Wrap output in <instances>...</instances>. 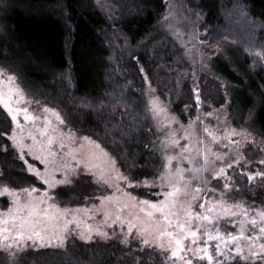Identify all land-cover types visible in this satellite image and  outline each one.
Wrapping results in <instances>:
<instances>
[{"label":"trees","instance_id":"obj_1","mask_svg":"<svg viewBox=\"0 0 264 264\" xmlns=\"http://www.w3.org/2000/svg\"><path fill=\"white\" fill-rule=\"evenodd\" d=\"M189 2L204 16L210 46L236 48L232 62L238 74L227 73L235 94V123L246 124L264 137V59L254 55L264 51V0ZM113 4L115 14L109 16L95 0H0V67L14 73L29 94L60 108L73 130L105 146L135 183L158 177L164 163L159 135L148 116L141 69L151 74L161 62H173L175 54L167 41L158 43L162 48L153 49L154 53L152 43L143 44L165 13L164 0H113ZM176 86L171 83L168 91L177 114L186 119L183 104L192 98L188 94L181 100ZM9 123L0 106V131ZM5 143L0 138L4 173L0 181L14 188L42 187L34 175L22 171L17 153L2 152ZM77 196L76 190H63L58 197L70 204ZM248 199L264 206L263 195ZM21 264L172 262L140 243L116 241L71 242L61 250L29 251ZM222 264L240 263L228 259Z\"/></svg>","mask_w":264,"mask_h":264},{"label":"rangeland","instance_id":"obj_2","mask_svg":"<svg viewBox=\"0 0 264 264\" xmlns=\"http://www.w3.org/2000/svg\"><path fill=\"white\" fill-rule=\"evenodd\" d=\"M95 1L98 7L107 15L113 16L115 14L113 0ZM164 3V15L159 20L157 27L148 36L147 42L143 44L147 46L152 43L153 46L150 48V51L154 53L153 49L157 48L160 50L162 48L160 47L162 44L158 43H162L163 41L166 43L167 41L170 44L169 47L172 53L175 54V59L174 61L172 60L173 62H161L160 69L152 70L151 74L142 67V74L145 80L143 93L147 102L148 116L159 135V149L162 142H170L173 139L183 137L185 135L184 130L187 129L192 133V146H197V139L203 138L210 142L209 146L212 152L221 157V159L217 160L215 155L209 153L210 159L213 161L211 167L219 168L224 166L225 162L232 163L233 160L239 161L238 164H233L232 168H226L227 176L221 177L219 180L214 179L211 172H202L200 177L206 178L208 183L206 185L201 184V178L192 179L191 187H189L188 191L192 192V187L201 184L205 190L196 195L206 198L210 205L216 201H223L224 204H217V211L211 213L214 218V225L219 227L221 233L232 232L233 234H238L240 231V221H244L245 237L241 238L238 243L243 247L245 255L249 254L250 246L253 250L260 251L259 245L264 243V239L255 240V242L247 239V236L253 235L251 226L247 221L249 217L257 215L258 210H264V206L251 202L248 196L250 198H257L258 195L264 196V179L255 177L249 181L247 176L250 172L264 171V164L260 163L261 160H264V137L246 124L235 123L236 118L232 108L234 106L233 98L235 94L231 87L232 79L227 73L231 70L233 73L238 74L237 66L232 62V59L237 54L236 48L228 44H219L215 47L208 44L210 30L203 29L204 16L190 4L189 0H164ZM164 47L166 49V46ZM0 69H3L6 74H14L7 68L0 67ZM171 83L177 85L175 89L178 95L181 96V100H185V96L188 97V94L191 95L192 102L183 104L186 119H182L175 110V99L172 98L173 95L168 91L170 90L169 86ZM16 85L23 89L26 100L22 101L19 105L14 100L13 106L26 107L30 114L38 117L34 122L25 121L23 114L18 117L21 124L24 125L23 134L25 137H27L29 131L38 135L41 129L47 128L48 136L54 137V142L50 147L53 152L57 153L55 159L58 164L62 159L69 165L87 161L91 165V170L97 175L104 172L106 175L110 173L111 176H116L117 173L113 171L110 159L115 157L105 146L91 137V141H95V143L84 140L83 137L87 135L73 130L60 108L49 105L36 96L29 94L17 78L11 86L15 87ZM8 87L7 83L3 85L5 92ZM195 88L199 89L201 100L199 104L195 102ZM154 101L157 110L160 108L166 109V115L163 113L158 116L153 115L150 109L153 107ZM0 106L3 108L2 105ZM45 108L55 109L64 119L65 123L60 124L56 119L55 113L45 111ZM5 112L7 113L6 110ZM207 113H212V115H207ZM173 117L175 118L174 121L171 120ZM12 126L14 127V125ZM204 127H208L216 134V142H211V138L203 133ZM233 129H235L237 134L231 135L229 138V134ZM38 139H44L45 147H49L44 137L38 136ZM233 141L237 143H233ZM26 143L30 144L32 141L27 139ZM61 143L64 145L63 149L60 147ZM180 143L187 144L188 141L181 139ZM96 144H99L100 147L97 148ZM102 149L103 151H101ZM179 151V148L169 147L167 154L175 155ZM104 152H107L109 155H104ZM161 155L163 158L162 152ZM26 158L30 162H34L35 166L40 168L41 171L44 170L45 166L39 161H33L32 157ZM196 159L198 162H202L201 157H197ZM175 165L176 161H173V167ZM184 167L189 168L191 165L185 161ZM115 168L125 175L123 168L117 160ZM29 174L34 175L33 173ZM185 175H189V173H185ZM158 177L149 179L150 182L155 181V183H150L149 185H145L142 181H139L132 182L131 186H129V183L126 181L113 180L110 181L111 187L104 183H94L91 179H82L74 184L58 185L50 190L47 185H44L36 177L42 184V187L38 188L40 193L49 191V194L53 197L49 203H56L60 208L72 210L76 214L75 218L81 223L79 229H74L67 235L63 247H57L56 241L53 240L49 246L26 249L22 253H17L16 264H21L29 251L61 250L65 249L71 242L92 244L120 241L122 244L128 245L130 242L140 243L139 231H147V238L152 240L157 235L154 228L155 222L159 220L161 228H165L167 225L162 218V213L152 209L151 205L141 203V201L149 200L152 203H158L164 200L163 192L170 189L167 187L166 182L161 187ZM57 178H60L59 173H57ZM225 182L231 183V189L224 188ZM5 184L12 187L8 183L0 181V187ZM213 188L216 191H210ZM63 190H76L79 194L77 201L74 200L76 203H62L58 196ZM222 192L224 193L223 196L221 195ZM126 193H130L131 195H126ZM106 197H111V199H105ZM22 199H26V197L22 195ZM186 200L191 201V196H188ZM12 202L13 198L11 196H0V210L11 207ZM191 202L196 211L204 213V209L197 207L199 202H204L203 199L198 202ZM237 202L247 206L248 216L237 215L233 217L227 213L220 212L221 207H227L229 212L234 210L237 213H241L244 210L243 208H231V205ZM172 211L174 212L175 209H172ZM149 212L153 213L151 217L148 215ZM68 218L72 219L73 217L70 215ZM169 218L173 222L177 219L172 215ZM179 219L183 222L184 216L181 215ZM257 219H259L258 216ZM60 223H63V219H61ZM129 223L133 225L130 234L128 232ZM196 223L198 224L200 221H196ZM89 225L93 230V238L91 240L81 239L78 232L87 233ZM96 229L106 232L107 237L98 236ZM168 230L172 229L169 228ZM209 230L213 229L210 228ZM256 231L258 232V229ZM164 239L166 242L168 238L165 237ZM125 240H127L126 243ZM197 243L201 244L199 237L197 238ZM209 243L211 245L209 251L214 256V264L216 261L222 262L230 259L229 257H236L234 246L231 242L228 248H223V245L221 246L224 252L223 256L215 253V244L218 241H211ZM185 244L188 247L192 246L191 237L185 241ZM140 245L145 247L141 243ZM145 248L160 253L172 264H181L180 260L176 259L173 261L170 258V253L166 256L159 248ZM183 255L187 258L191 253L184 252ZM232 260H237L240 264H264V258L256 261L249 260L247 262L240 260L238 257ZM0 262H3L0 264H12L11 259L3 252H0ZM195 264H208V261L206 258L203 261L196 260Z\"/></svg>","mask_w":264,"mask_h":264},{"label":"snow or ice","instance_id":"obj_3","mask_svg":"<svg viewBox=\"0 0 264 264\" xmlns=\"http://www.w3.org/2000/svg\"><path fill=\"white\" fill-rule=\"evenodd\" d=\"M254 55L264 59V51L258 50ZM15 81L16 77L14 74H6L3 69H0V105L3 106L10 116V123L3 131H0V138L7 141L2 148V152L5 155H15L18 153L15 158L22 162V171L33 173L44 185L48 186L49 190L58 185L74 184L82 179H91L94 183H104L110 187L112 186L110 181H126L131 186L132 182L129 180V177L120 173L115 168V158H110L113 171L117 173L115 177L111 176L110 173L106 175L104 172L97 175L91 170V165L87 161L69 165L62 159L58 164L55 159L57 153L53 152L50 147L54 142V137L48 136L47 128L41 129L38 135L29 131L27 137H25L23 134L24 125L21 124L18 117L23 114V119L29 122H34L38 117L30 114L26 107L13 106L14 100L17 105L26 100L23 89L18 85L15 87L11 86ZM5 83L9 85L6 92L3 88ZM194 92L196 93L195 102L199 104L201 102L199 89L195 88ZM44 110L54 112L59 123H65L64 119L55 109L45 108ZM150 110L153 115L158 116L161 113L166 115V109L160 108L157 110L155 101ZM207 115H212V113H207ZM174 119V117L171 118L173 121ZM184 132L185 135L183 137L173 139L170 142H162L160 146V151L163 154V160L165 162L162 164L164 171L159 175L158 179L161 187L166 182L167 187L170 189L163 192L164 200L158 203H152L149 200L141 201V203L151 205L152 209L162 213V218L166 222L167 227L161 228L159 220H157L154 225L157 235L150 240L147 238V231H139V242L145 247L159 248L166 256L170 253V258L173 261L176 259L180 260L181 264H195L196 260L203 261L205 258L208 264H214V256L209 251L211 247L209 242L211 241H218L215 244L214 250L220 256L224 255L221 246L223 245V248H228L231 242L234 246L236 257L242 261H256L264 258V243L259 245L260 251H255L250 246L248 255L244 254L243 247L238 243L241 238L245 237L244 221H240V231L238 234H233L232 232L221 233L219 227L214 225V218L211 213L217 211V204L223 205V201H216L210 205L206 198L196 195L205 190L201 184L206 185L208 183L206 178L200 177L202 172H211L213 178L219 180L221 177L227 176L226 168H232L233 164H238L239 161L233 160L232 163L225 162V165L219 168L211 167L213 161L210 159L209 153L215 155L217 160L221 159V157L212 152L209 146L210 142L199 138L196 141L197 146L194 147L191 143L192 133L187 129ZM203 133L211 138V142L217 141L216 134L208 127L203 128ZM235 134L237 133L233 129L229 134V138ZM38 136L44 137L49 147H45V140L38 139ZM27 139H30L32 143H26ZM83 139L91 141V138L88 136L83 137ZM181 139L187 140L188 143L181 144ZM91 142L95 143V141ZM233 143L237 142L233 141ZM60 147L63 149L64 145L61 143ZM96 147L99 148L100 145L96 144ZM145 147L147 148L148 145H145ZM169 147L179 148L180 151L175 155H168L167 149ZM104 155L107 156L109 154L104 152ZM148 155L154 156V152H149ZM26 157H32L33 161H39L45 166L44 170L41 171L40 168L35 166L34 162H30ZM197 157H201L202 162H198ZM173 161H176L175 167H173ZM185 161L191 167L185 168ZM260 163L264 164V160H261ZM57 173L60 174V178H57ZM185 173H189V175H185ZM3 176L4 173L0 171V177ZM255 177L264 179V171L250 172L248 173L247 179L251 181ZM196 178H201V184L195 185L192 187V192H189L188 189L191 187V180ZM142 183L149 185L150 183H155V181L150 182L145 178ZM231 187V183L225 182V189H231ZM210 191H216V189L213 188ZM5 195L11 196L13 202L11 207L0 210V252L6 253L11 259L12 264H16L18 252L22 253L29 248L49 246L53 240L56 241L57 247H63L67 235L74 229H79L80 227L81 222L75 218L76 214L72 210L60 208L56 203H49L53 199L49 191L40 193V190L35 186L12 188L5 184L0 187V196ZM22 195L26 199H22ZM126 195L130 196L131 194L126 193ZM221 195L223 196L224 193L222 192ZM188 196H191V201L198 202L202 199L204 200V202L197 204L198 208L204 209V213L195 210L192 202L186 200ZM105 199H111V197H106ZM231 208H243L244 210L241 213H237L234 210L229 212L227 207H221L220 212L227 213L233 217L237 215L248 216V209L245 205L237 202L233 203ZM172 209H175V211L173 212ZM70 215L73 217L72 219L68 218ZM148 215L151 217L153 213L149 212ZM170 215L177 218L175 222L169 218ZM181 215L184 216L183 222L179 219ZM257 216L259 219H257ZM61 219H63L62 224L60 223ZM196 221H200V223L197 224ZM247 223L251 226L253 233V235L247 236L249 241L255 242V240L264 239V210H258L257 215L249 217ZM132 227L133 225L129 223V234L132 231ZM169 228L172 230H168ZM210 228L213 230H209ZM202 229L203 231H201ZM257 229L258 232L256 231ZM177 230L179 231L177 232ZM92 231L89 225L87 233L78 232V234L81 239L91 240L93 238ZM96 234L101 237H107V233L100 229H96ZM165 237L168 238L166 242ZM189 237H191V247L185 244V241ZM198 237L201 240V244L197 243ZM126 242L127 240H125ZM184 252H190L191 255L185 258L183 255ZM236 257L229 258L235 259ZM215 264H222V262L216 261Z\"/></svg>","mask_w":264,"mask_h":264}]
</instances>
